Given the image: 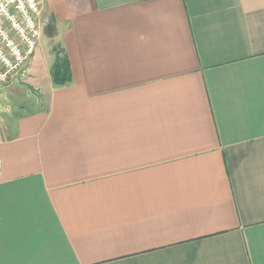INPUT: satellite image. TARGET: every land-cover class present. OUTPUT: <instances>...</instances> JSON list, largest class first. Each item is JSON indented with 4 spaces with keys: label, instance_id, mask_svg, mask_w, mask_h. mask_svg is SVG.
<instances>
[{
    "label": "crops",
    "instance_id": "0c3cea01",
    "mask_svg": "<svg viewBox=\"0 0 264 264\" xmlns=\"http://www.w3.org/2000/svg\"><path fill=\"white\" fill-rule=\"evenodd\" d=\"M37 23L39 99L0 86V264H264V0H40Z\"/></svg>",
    "mask_w": 264,
    "mask_h": 264
},
{
    "label": "built area",
    "instance_id": "2783aa9c",
    "mask_svg": "<svg viewBox=\"0 0 264 264\" xmlns=\"http://www.w3.org/2000/svg\"><path fill=\"white\" fill-rule=\"evenodd\" d=\"M39 12L40 0H0V17L8 22L12 31L0 23V86L25 68L39 35Z\"/></svg>",
    "mask_w": 264,
    "mask_h": 264
},
{
    "label": "rangeland",
    "instance_id": "374dc122",
    "mask_svg": "<svg viewBox=\"0 0 264 264\" xmlns=\"http://www.w3.org/2000/svg\"><path fill=\"white\" fill-rule=\"evenodd\" d=\"M0 23L3 25V27L8 30L9 32L12 33V31L10 30V25L8 24V22L4 19L0 17ZM61 58V57H60ZM62 59V58H61ZM52 68V67H51ZM24 70V69H23ZM17 78L16 81V86L18 87V89L20 88L21 93L20 96L23 100H27V102H31V100L33 99L34 101V97H37L39 99V96H35V93L33 92V90H28L26 87V84L24 82H22L21 79V72L15 76ZM21 79V80H20ZM11 82L13 81V79L10 80ZM9 81V82H10ZM8 82V83H9ZM31 94V95H30ZM31 105H34L33 103H31Z\"/></svg>",
    "mask_w": 264,
    "mask_h": 264
},
{
    "label": "trees",
    "instance_id": "16d2710c",
    "mask_svg": "<svg viewBox=\"0 0 264 264\" xmlns=\"http://www.w3.org/2000/svg\"><path fill=\"white\" fill-rule=\"evenodd\" d=\"M67 70H68V68H67V64H65V63H55V65L53 66V80H54V82H59V83H63L64 81H66V74H67ZM59 72H61V74L64 76H62V78L60 77H57L58 75V73ZM57 75V76H56Z\"/></svg>",
    "mask_w": 264,
    "mask_h": 264
}]
</instances>
